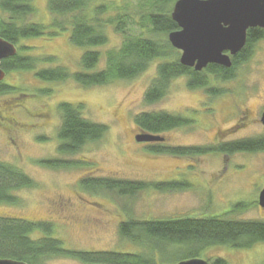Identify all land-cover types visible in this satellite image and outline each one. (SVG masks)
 I'll return each instance as SVG.
<instances>
[{
    "label": "rangeland",
    "instance_id": "obj_1",
    "mask_svg": "<svg viewBox=\"0 0 264 264\" xmlns=\"http://www.w3.org/2000/svg\"><path fill=\"white\" fill-rule=\"evenodd\" d=\"M47 1L32 0L35 10L26 23H41L47 27L52 22L54 17L48 12ZM142 2L90 0L92 6H105L108 15L124 7L141 12L138 3ZM0 18L7 19L8 15L0 11ZM106 30L108 42L92 48L101 53L95 69L103 68L104 53L118 48L122 41V35L114 32L112 26ZM126 30L139 34L135 25ZM15 45L19 54L36 57L37 62L33 70L10 71L4 77L3 83L14 89L0 93V161L20 169L31 179L32 185L14 192L18 203H0V216L50 224L52 236L61 240L66 249L144 254L157 257L155 263L159 264L175 263L179 260L176 253L184 252L173 244L149 242L145 249L123 239L118 233L120 222L130 217L264 219V209L258 205V194L264 184V151L227 154L210 150L221 143L264 135V126L260 123L264 110V37L253 44L249 58L233 71L231 79L221 81L209 77L211 87L224 92L208 98L200 88L189 89L187 77L180 76L171 80L166 95L152 104L143 101L144 93L156 75L157 63L164 59L154 61L133 78L83 87L71 78L49 82L35 76L41 69L59 66L71 73L80 70L83 49L69 42V30L23 39ZM21 46L28 48L22 50ZM46 56L53 58L47 62ZM62 102L82 104L83 117L107 127L104 135L74 154L59 153L57 130L61 116L58 106ZM153 111L181 114L194 122L166 131L161 135L165 137L164 142L134 140V135L140 131L134 117ZM161 144L208 150L180 155L150 150ZM77 159L91 165H55V160ZM86 176L162 181L176 188L143 189L127 197L115 191L84 188L80 180ZM59 201L67 204L60 214L55 207ZM44 235L42 230L36 229L31 237L40 239ZM162 255L168 260H158ZM198 257L208 264L218 258L227 264H264V242L249 248L210 246ZM41 264L84 263L71 257L52 256L43 259Z\"/></svg>",
    "mask_w": 264,
    "mask_h": 264
},
{
    "label": "trees",
    "instance_id": "obj_2",
    "mask_svg": "<svg viewBox=\"0 0 264 264\" xmlns=\"http://www.w3.org/2000/svg\"><path fill=\"white\" fill-rule=\"evenodd\" d=\"M174 1L143 0L142 3H138V9L141 12H133L132 8L124 7L121 11L108 15L105 6H92L90 0H48V12L54 18L46 27L41 23H26L27 17L35 10L32 0H0V11L8 15L7 19L0 18V37L15 45L23 39L42 37L46 33L56 35L69 30V42L83 49L80 56V70L71 73L59 66L41 69L35 73V76L49 82H60L71 78L83 87L133 78L144 72L154 61L164 59L157 63L156 75L144 93L143 101L146 104H152L163 98L171 80L180 76L187 77V85L190 88H206L209 85L210 76L221 81L231 79L233 71L249 58L253 44L261 33L256 29L249 30L245 45L232 59V65L229 68L209 64L206 73L194 72L182 65L178 58H174L173 48L167 40V33L177 28L170 15L171 4ZM60 17L65 20L61 22L58 19ZM130 25H135L139 34L128 33L126 29ZM108 26H112L114 32L122 35V41L118 48L108 49L104 53L103 68L95 69L99 64L101 53L92 48L104 46L108 42L106 30ZM27 48L21 46L20 49ZM34 58L36 57L19 54L17 49L14 56L1 61V68L5 73L30 71L35 68L37 62ZM44 58H48L45 61L50 62L49 58L53 57ZM12 89H14L13 86L0 82V93ZM211 91L217 94L224 92L221 88L211 89ZM58 110L61 122L57 130V150L61 154L76 153L86 144L98 141L107 130L105 125L89 121L82 116V104L62 102ZM134 124L142 132L161 136L168 130L187 127L186 125L191 122L181 115L153 111L137 114L134 117ZM150 150L154 153L180 155L203 153L208 149L169 147L161 144L151 147ZM210 150L227 154L264 151V135L221 143L211 147ZM55 161V165H91L78 159L70 162ZM31 185V179L20 169L0 161V203H18L19 199L14 192L20 187ZM80 185L90 190L115 191L127 197H132L143 189L162 191L176 188L162 181H128L95 176L83 177ZM36 229L42 230L45 235L40 239H33L31 234ZM52 232L50 224L0 216V258L25 264H41L43 259L52 256L71 257L84 264H159L155 263L157 257H146L144 254L66 249L61 240L52 236ZM118 233L121 238L141 245L145 249L149 242L155 241L157 245L160 243L177 245L184 252V254L179 252L175 255L180 261L198 257L200 252L210 246L249 248L253 244L264 242V219L237 220L225 216H183L169 219L130 217L119 223ZM158 260L168 259L162 255L158 257ZM211 264L227 263L218 258Z\"/></svg>",
    "mask_w": 264,
    "mask_h": 264
},
{
    "label": "water",
    "instance_id": "obj_3",
    "mask_svg": "<svg viewBox=\"0 0 264 264\" xmlns=\"http://www.w3.org/2000/svg\"><path fill=\"white\" fill-rule=\"evenodd\" d=\"M170 15L179 29L168 33V41L172 47L181 50L179 62L182 65L195 70L208 64L229 68L232 65L230 55L237 54L246 43V31L264 28V0H175ZM16 52L14 44L0 37V82L5 77L1 61ZM260 122L264 126V111ZM135 139L141 142L164 140L142 131ZM258 205L264 209V184L258 194ZM0 264L25 263L0 258ZM167 264L208 262L195 257Z\"/></svg>",
    "mask_w": 264,
    "mask_h": 264
},
{
    "label": "flooded vegetation",
    "instance_id": "obj_4",
    "mask_svg": "<svg viewBox=\"0 0 264 264\" xmlns=\"http://www.w3.org/2000/svg\"><path fill=\"white\" fill-rule=\"evenodd\" d=\"M177 25V24H176ZM179 29V27L177 26V28L176 29H174V30H172V31H175V30H178ZM250 29H256V31H258L259 33H261L260 35H259V37L255 40V42H257L259 39H261V38H263L264 37V28H260V27H255V28H249L247 31H246V41H247V38H248V34H249V30ZM171 32V31H170ZM170 32H168V33H170ZM168 33H167V40H168ZM169 42V41H168ZM255 44V43H254ZM171 45V44H170ZM172 46V45H171ZM173 48V51H174V58H180V55H181V50H179V49H175L174 47H172ZM226 53H228V51H226ZM238 54V53H237ZM237 54H235V55H230V58H231V60L233 59V58H235L236 56H237ZM209 65V64H208ZM207 65V66H208ZM215 65V64H214ZM207 66L206 67H204L203 69H201V70H195L193 67H189L192 71H194V72H197V73H206V68H207ZM186 67H188V66H186ZM208 76H209V74H208ZM1 82H3V81H1ZM189 89H196V88H190V87H188ZM199 89V88H198ZM201 90H203L204 91V94H206V96L208 97V98H211V97H214V95L215 94H217L215 91L214 92H212L211 91V89L212 90H215V88L214 87H211V85H210V83H209V86H207L206 88H200ZM218 95V94H217ZM264 111V110H263ZM262 114V113H261ZM179 115H181V114H179ZM183 118H186V117H184V116H182ZM186 119H188L190 122H191V124L194 122V120L193 119H189V118H186ZM261 123V122H260ZM141 131H139L136 135H134V140H136L135 139V137L140 133ZM163 139H165V137H163ZM242 139V138H241ZM165 140H163L162 142H164ZM141 143H147V142H141ZM260 192V191H259ZM56 209L58 208V213L60 214V213H63V211L67 208V204H66V202L65 201H59V202H57V204H56ZM70 218L71 219H73L74 218V215L73 214H71L70 215Z\"/></svg>",
    "mask_w": 264,
    "mask_h": 264
}]
</instances>
